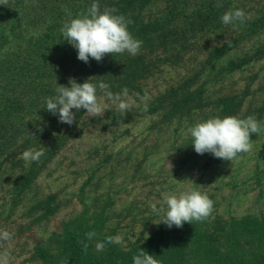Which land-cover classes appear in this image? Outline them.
<instances>
[{"label":"trees","instance_id":"trees-1","mask_svg":"<svg viewBox=\"0 0 264 264\" xmlns=\"http://www.w3.org/2000/svg\"><path fill=\"white\" fill-rule=\"evenodd\" d=\"M93 2L101 11L115 7L134 22L129 31L143 41L137 55L106 54L102 62L90 57L87 64L77 58V49L64 40L61 28L86 13ZM153 3L8 0L0 5V208L5 219L22 209L19 215L28 219L19 231L48 221L61 207L56 194L38 195L33 189L52 160L83 130L86 110H72V125L61 123L58 113L46 110V98L56 95L58 85L70 86L69 78L77 83L103 81L114 94L127 87L135 97L144 96L143 81L162 66L181 67L178 80L146 101L147 111L142 103L121 116L117 107L109 105L110 125L134 120L140 113L166 125L196 124L201 122L200 115L246 118L253 114L244 109L250 83L240 91L215 92L213 87L230 73L264 58V40L246 48L253 38L264 37V0H164L158 13H146ZM235 9L249 15L234 30L221 17ZM98 95L104 93L98 90ZM256 112L258 116L264 112V100ZM41 147L45 155L39 163L21 158L23 151ZM105 209L64 221L60 231L36 243L19 264H133L140 249L162 264H264V215L224 218L214 214L204 222H185L182 228L160 222L145 237L123 246L106 243L104 251L98 252L96 243L116 234L105 225L111 217ZM92 231L96 236L87 241L85 233ZM81 241L89 243L86 254Z\"/></svg>","mask_w":264,"mask_h":264},{"label":"rangeland","instance_id":"rangeland-1","mask_svg":"<svg viewBox=\"0 0 264 264\" xmlns=\"http://www.w3.org/2000/svg\"><path fill=\"white\" fill-rule=\"evenodd\" d=\"M163 7L164 0H154L146 13L156 14ZM263 40L262 36L253 38L246 48ZM182 74L179 66H162L160 72L143 81L144 96L133 97L136 106L145 102V93L150 99ZM247 82L250 94L244 109L253 112L251 115L264 125V112L261 116L256 112L264 100V58L230 73L213 89L240 91ZM104 103L112 105L107 99ZM107 116V109L97 117L86 114L82 132L38 177L33 191L38 195L54 193L61 201V207L48 221L19 231V225L28 219L19 215L22 209L5 219L6 213L0 208V231L14 233L10 242L0 241V252L10 255L9 264L25 260L33 246L51 232L60 231L64 221L103 207L111 215L105 225L114 228L115 236H122L126 245L147 236L159 222L160 217L151 210L153 204L166 208L168 195L193 188L206 192L214 201L212 215H264V131L250 134L252 150L231 162L211 153H196L188 131L193 123L166 125L155 116L140 113L134 120L110 125ZM202 117L198 118H211Z\"/></svg>","mask_w":264,"mask_h":264},{"label":"clouds","instance_id":"clouds-1","mask_svg":"<svg viewBox=\"0 0 264 264\" xmlns=\"http://www.w3.org/2000/svg\"><path fill=\"white\" fill-rule=\"evenodd\" d=\"M7 2L8 0H0V5H6ZM217 6L222 7L219 4ZM248 15L243 9L230 10L222 15L221 22L226 26L231 25L235 30L246 22ZM132 23L134 22L130 18L118 14L117 8L105 7L101 11L99 4L93 2L86 13H80L76 18L64 23L61 33L64 40L77 49L79 60L87 64L91 57L97 62H102L106 54L127 52L130 55H137L139 53L143 41L135 38L129 31V25ZM69 85H58L55 88L56 95L46 98V110L53 115L58 113L61 123L73 124L75 119L73 109L77 111L84 109L89 117L104 114L107 109L105 99L117 106L121 116H125L136 106V100L129 95L127 87H124L121 93L114 94L109 90L110 86L103 81L97 84L89 82L88 79L84 83H77L74 78H69ZM98 90L104 93L103 97L98 95ZM144 100L143 110L147 111V93ZM188 131L197 154L211 153L215 158L232 162L240 154L252 150L250 134L264 131V125L254 115H249L247 118L217 116L196 123ZM18 142L22 140L18 138ZM44 155V149L41 147L39 150L23 151L21 158L26 163H39ZM164 205L166 208L153 204L151 210L160 217L158 223L163 222L168 228L173 226L182 228L185 222L190 224L193 221L204 222L214 211V201L206 192L195 188L180 192L178 195H168ZM95 236L94 231L85 233L87 241H92ZM13 237L12 232L0 231V241L10 242ZM80 243L86 254L89 243L85 241ZM106 243L124 245L122 236H108L105 241L96 243V251H104ZM132 260L133 264H162V261L143 249H140ZM9 262V253L0 252V264H9ZM61 264L68 262L61 261Z\"/></svg>","mask_w":264,"mask_h":264}]
</instances>
